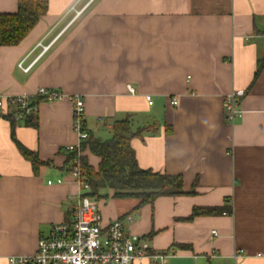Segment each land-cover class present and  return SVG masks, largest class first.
I'll return each instance as SVG.
<instances>
[{
	"label": "crops",
	"instance_id": "0c3cea01",
	"mask_svg": "<svg viewBox=\"0 0 264 264\" xmlns=\"http://www.w3.org/2000/svg\"><path fill=\"white\" fill-rule=\"evenodd\" d=\"M17 9L18 0H0V14ZM263 58L264 0H49L21 44L0 47V93L81 96L86 130L100 140L127 117L134 130L150 129L131 142L139 168L180 175L195 193L139 211L118 200L134 204L111 202L103 218L132 216L126 228L167 264H264L255 257L264 253V72L254 81ZM234 91L245 95L231 123L225 99ZM16 113L0 108V264L34 254L52 225L71 222L80 194L66 165V149L80 143L72 104L40 103L36 127L14 123ZM12 125L47 165L35 170L22 156ZM221 206L232 214L187 220L194 208Z\"/></svg>",
	"mask_w": 264,
	"mask_h": 264
},
{
	"label": "built area",
	"instance_id": "2783aa9c",
	"mask_svg": "<svg viewBox=\"0 0 264 264\" xmlns=\"http://www.w3.org/2000/svg\"><path fill=\"white\" fill-rule=\"evenodd\" d=\"M50 46L42 47L43 53ZM32 65L23 67L28 73ZM130 94L135 90L128 86ZM245 95L244 91H234L227 95L226 118L231 123L240 119L243 112L238 108V99ZM69 101L73 108L74 132L78 136L79 144L70 146L67 152H77L73 162V169L69 174L76 179L79 187V203L72 207V221L52 225L48 235L40 237L37 250L32 255L11 256L8 264H167L168 256L156 252L142 235L131 233L126 225L133 222L132 216L117 218L106 222L99 211L98 203L87 193L89 186L81 177L78 157L83 155L81 143L88 139L86 130V102L81 96L66 95L56 89L41 88L33 95L23 94L8 96L0 93V108H13L17 111L14 119L22 120L25 116L36 115L40 103H54ZM152 105L150 97H146ZM176 106L177 101L171 102ZM63 179L57 180L61 184ZM49 185L53 182L49 181ZM213 234H217L213 232ZM256 258L264 259V253H257ZM239 258V256H238ZM237 259V257H236Z\"/></svg>",
	"mask_w": 264,
	"mask_h": 264
},
{
	"label": "trees",
	"instance_id": "16d2710c",
	"mask_svg": "<svg viewBox=\"0 0 264 264\" xmlns=\"http://www.w3.org/2000/svg\"><path fill=\"white\" fill-rule=\"evenodd\" d=\"M48 7L49 0H18L16 13L0 14V47H16L21 44L39 20L47 14ZM262 72L264 58L259 63L254 81ZM24 118L27 125L37 126V114ZM11 120L15 123L14 118ZM13 127L14 125L12 138L22 156L35 170L47 165L15 139ZM149 130L147 127L134 130L130 118L127 117L114 122L112 135L107 140L97 139L87 131L88 139L81 143V151H87L88 155L78 157L81 177L89 186L87 196L96 201L108 198L109 192H112V198L115 200H135L137 205L134 211H139L146 206L153 207L154 202L161 197H179L195 193L184 191V181L180 175L155 173L139 168L131 142ZM89 156L98 160L96 166L90 163ZM76 157L77 152L67 153L68 172L73 169ZM231 214L232 209L227 206L194 208L187 220L199 216Z\"/></svg>",
	"mask_w": 264,
	"mask_h": 264
},
{
	"label": "rangeland",
	"instance_id": "374dc122",
	"mask_svg": "<svg viewBox=\"0 0 264 264\" xmlns=\"http://www.w3.org/2000/svg\"><path fill=\"white\" fill-rule=\"evenodd\" d=\"M93 200V199H92ZM99 206V211L100 213L103 214L105 213V210L110 211V208H113V205L110 206V203L113 202L115 203V207L119 205L121 209H125L131 205L134 204L133 201H118L112 198V195H109L108 198H104L102 200H96ZM118 208V207H117Z\"/></svg>",
	"mask_w": 264,
	"mask_h": 264
}]
</instances>
